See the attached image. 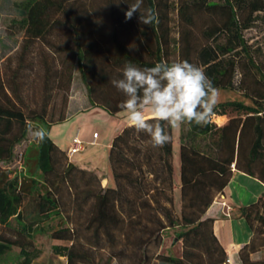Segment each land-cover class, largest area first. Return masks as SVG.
Here are the masks:
<instances>
[{
    "label": "trees",
    "instance_id": "16d2710c",
    "mask_svg": "<svg viewBox=\"0 0 264 264\" xmlns=\"http://www.w3.org/2000/svg\"><path fill=\"white\" fill-rule=\"evenodd\" d=\"M17 1L8 30L22 40L0 61V162L14 159L28 125L44 128L47 137L29 142L15 175L0 166V260L18 248L11 264H32L35 234L43 233L57 242L52 250L66 264H232L206 212L230 181L232 164L264 183V59L244 33L264 14V0H144L158 14L151 26L138 14L125 19L134 0ZM173 51L218 89L242 97L217 103L214 115L229 114L222 125H181L179 212L173 129L170 142L153 149L145 134L124 126L109 149L114 185L103 186L96 170L70 161L50 138V127L68 116L51 120L46 109L57 93L67 104L77 66L91 105L114 115L124 97L110 81L121 78L125 63L152 67L172 62ZM38 84L39 109L22 92ZM262 198L240 208L253 232L239 251L242 264H264L252 259L264 248ZM171 229L182 243L179 256L160 252Z\"/></svg>",
    "mask_w": 264,
    "mask_h": 264
},
{
    "label": "clouds",
    "instance_id": "9594fccd",
    "mask_svg": "<svg viewBox=\"0 0 264 264\" xmlns=\"http://www.w3.org/2000/svg\"><path fill=\"white\" fill-rule=\"evenodd\" d=\"M143 5L144 0H134L125 19L138 14L140 23L151 26L158 14ZM120 71L121 78L110 81L124 97L118 108L127 114L129 127L149 138L153 149L170 142L169 129L184 124L206 126L211 122L219 89L201 67L188 60H162L145 68L128 62ZM27 131L37 143H43L47 137L44 128L28 125Z\"/></svg>",
    "mask_w": 264,
    "mask_h": 264
},
{
    "label": "crops",
    "instance_id": "0c3cea01",
    "mask_svg": "<svg viewBox=\"0 0 264 264\" xmlns=\"http://www.w3.org/2000/svg\"><path fill=\"white\" fill-rule=\"evenodd\" d=\"M99 106L90 105L85 112L78 110L72 112L70 116L61 123L54 124L49 129L50 138L62 149L68 151L72 145L73 138L78 136L84 143V148L73 154L70 161L82 168L96 170L102 176V185H114V178L109 161V149L114 136L121 129L129 124L128 119L117 125L109 135L110 140L105 144L98 141L100 135L94 137L89 134L88 127L93 120V114L106 116V110ZM124 111L117 112L116 116L123 114ZM108 113V112H107ZM147 115V113H146ZM227 121L226 115H219ZM67 126V132L65 130ZM180 132L181 126L173 128V169H174V196L175 204L180 206ZM100 145V148H90L89 146ZM102 148V149H101ZM79 156L76 157V155ZM107 155V159H106ZM104 175V176H103ZM264 196V183L238 169L233 170L230 181L224 190L218 193L206 212V216L214 219V232L220 243L226 250L230 263L233 264L235 258H239L240 249L252 238V229L241 214V207L247 206ZM64 258V257H63ZM240 259V258H239ZM242 264L241 260L238 262Z\"/></svg>",
    "mask_w": 264,
    "mask_h": 264
},
{
    "label": "rangeland",
    "instance_id": "374dc122",
    "mask_svg": "<svg viewBox=\"0 0 264 264\" xmlns=\"http://www.w3.org/2000/svg\"><path fill=\"white\" fill-rule=\"evenodd\" d=\"M99 1L102 3L103 0ZM171 1L174 3L175 0ZM18 14L19 7L17 0H0V61L5 60L8 55L16 51L20 44V41L22 40V35L20 33L10 35L11 31L8 30L10 17ZM171 27L172 36L177 37V11L175 9H171ZM244 33L246 39L254 46V48L258 50L259 53H261V59H264V14H258L252 27L246 30ZM171 61H178V56L175 51H173L172 53ZM15 62V59H13L14 64ZM22 92L25 102L27 104H30L32 107H36L39 109V107L44 105V96L41 94V88L39 87V84L35 87L24 86ZM232 99H242V97L237 91L219 89L217 103ZM90 105L91 102L87 95L86 86L83 83L80 77V71L76 66L73 73V82L69 91L67 104H65L64 102V94L57 93L51 96V99L46 104V109L49 114V119L55 120L62 112H65L66 116H70V114L76 110H78L79 112H85ZM106 114L107 115L104 117H98V115L93 114V120L91 122V125L88 127L89 134L92 135V132L95 131L97 135H100L98 141L101 144H105L108 140H110L109 135H111V131L118 124L120 125L121 122L127 119V114L125 112H123V114H119L120 116L112 115L107 112ZM226 116L228 121L229 114H227ZM218 121L219 123H223L224 118H219ZM65 130L67 132V126ZM31 140L32 137L28 133L26 139H24L15 147L14 159L8 162H0V166L3 168H9L11 171H13V175L19 172L21 170L22 163L21 154ZM89 147L100 148L101 146L95 145ZM77 156H79V154H77L76 157ZM70 158L71 157H69V159ZM262 199L264 201V196ZM175 208L176 211L179 212L180 206L178 205V203L175 204ZM262 212H264V209H262ZM35 242L37 248V257L33 260L32 264H66L65 258L54 254L52 247L57 242L52 240L47 234L36 233ZM181 251L182 243L180 240L176 241L175 230L171 229L165 232L164 240L160 247V252L164 254L179 256L181 254ZM18 252V248H14L9 255L5 256L3 260H0V264L16 263ZM252 259L255 261H264V248L254 253L252 255ZM233 260V264H239V258H235Z\"/></svg>",
    "mask_w": 264,
    "mask_h": 264
},
{
    "label": "built area",
    "instance_id": "2783aa9c",
    "mask_svg": "<svg viewBox=\"0 0 264 264\" xmlns=\"http://www.w3.org/2000/svg\"><path fill=\"white\" fill-rule=\"evenodd\" d=\"M211 121H213L217 125H220L217 115H213L211 118ZM94 137H97V133L94 134ZM83 148H84L83 141L78 136H75L73 138L72 145L69 147V149L67 151V154L69 157H71V156H73V154L81 151ZM232 168H233V170H235L234 164H232ZM227 262H230L229 258H227Z\"/></svg>",
    "mask_w": 264,
    "mask_h": 264
}]
</instances>
